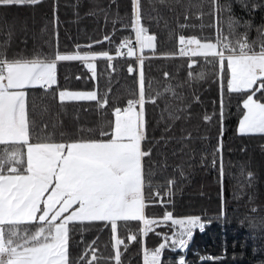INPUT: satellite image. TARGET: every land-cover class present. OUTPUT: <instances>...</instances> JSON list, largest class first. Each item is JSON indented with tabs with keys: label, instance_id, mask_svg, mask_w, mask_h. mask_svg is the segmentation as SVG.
Here are the masks:
<instances>
[{
	"label": "snow or ice",
	"instance_id": "snow-or-ice-1",
	"mask_svg": "<svg viewBox=\"0 0 264 264\" xmlns=\"http://www.w3.org/2000/svg\"><path fill=\"white\" fill-rule=\"evenodd\" d=\"M26 3L34 5L39 0H0L3 7ZM241 4L250 14L254 9L264 10V0L251 4L241 0ZM209 7L216 31L203 38L180 34L176 51L157 48L156 33L144 23L142 0L131 3L134 23L130 27L134 32L124 36L113 51L75 45L71 50L56 46L51 53H9V30L7 40L0 42V264H98L101 259L108 264H124L122 249L127 251L126 240L141 244L143 264H188L185 254H179L174 262L166 261L165 250H187L194 231L203 229L206 221L201 215L175 214L174 205L163 198L165 189L168 197L173 195L176 179L158 183L153 178L156 138L150 133L146 105L158 103L159 97L170 92L181 103L174 110L170 106L168 114L173 120L180 118L179 113L190 118L193 103H200L201 97L193 90L192 101H183L171 83L162 90L146 92L145 50L160 58L199 53L208 63L215 61L220 73V108L204 114L203 119H223V93L231 90L241 95L238 131L264 134V22L256 26L257 39L250 41L253 22L231 15V0H210ZM222 12L229 14L226 29L221 25ZM55 19L58 24L59 16ZM241 25L244 31L238 30ZM56 36L58 40V28ZM103 39L110 42L112 37L105 35ZM98 57L136 58L138 65H128L130 73L138 72V90L129 94L131 98L123 103L117 97L110 99L112 89L107 86L99 92L98 85L81 90L60 84L59 62L83 61L96 76ZM191 64H197V60L192 58ZM162 75L172 80L169 72L163 71ZM204 75L203 71L199 73L200 78ZM33 86H42L60 102L96 101L101 115L110 110L113 118L99 121L94 129L81 125L76 133L49 132L47 124L30 117L29 90ZM216 152L219 156L212 163L218 161L223 177L222 140ZM247 175L254 178V173ZM156 208L163 211L157 213ZM132 221L141 225L134 232L127 228ZM88 222L105 224L110 230L114 242L108 256L98 251V237L92 241L81 237L80 243L72 239ZM121 223L125 226L123 237L119 232ZM160 226L174 227L175 231L159 232ZM153 231L161 241L149 248L146 238Z\"/></svg>",
	"mask_w": 264,
	"mask_h": 264
},
{
	"label": "trees",
	"instance_id": "trees-1",
	"mask_svg": "<svg viewBox=\"0 0 264 264\" xmlns=\"http://www.w3.org/2000/svg\"><path fill=\"white\" fill-rule=\"evenodd\" d=\"M246 2L251 4L258 0ZM58 3V9L57 0L0 6V42L7 40L11 30L9 53H51L56 46L71 50L75 45H91L94 51H113L124 36L134 32L130 27L134 23L132 0H58ZM231 4V15L253 22L249 39L256 40V26L264 22V10L254 9L250 14L241 0H231ZM142 5L145 26L156 33L160 51L178 50L180 34L203 38L216 31L210 0H142ZM228 15L221 13V25L225 29ZM113 28L116 29L114 33ZM238 30L244 31L243 26ZM105 35L112 40L104 41ZM93 40L99 43L94 45ZM192 58L197 64H191ZM95 63L97 75L92 76L91 69L83 61L59 62L60 84L81 90H91L98 85L99 92L107 86L112 89L110 99L117 97L122 103L131 98L130 93L138 90V72L128 71L129 64L138 65L135 57H117L113 65L108 59L99 57ZM144 68L146 92L162 90L171 83L183 101H192L193 90L201 97L200 103H193L190 118L179 113L180 118L173 120L168 114L170 106L174 110L181 103L170 92L159 97L158 103L146 105L150 133L156 138L153 141L156 152L152 165L154 180L164 183L175 177L173 195L166 198L174 205L175 214L201 215L206 221L203 229L194 231L187 250L166 249L165 260L174 262L179 254H185L188 264H260L264 261V134L238 131L241 95L225 90L223 119L205 121L204 114L220 108V73L215 61L208 63L202 54L160 58L145 51ZM163 71L169 72L172 80H167ZM201 71L205 73L203 78L199 77ZM29 91L30 117L37 123L47 124L49 132L76 133L81 125L94 129L99 121L113 118L110 110L102 116L96 101L60 102L42 86H33ZM256 95L259 97L260 93ZM221 140L223 177L219 174L218 161L216 165L212 163L213 158L219 156L216 148ZM249 172L254 173V178H249ZM254 206L258 208L253 210ZM154 211L160 213L163 209ZM139 227L141 225L135 221L127 224L133 232ZM158 231L171 232L175 228L160 226ZM119 232L123 237V223ZM81 237L84 241L98 237V251L105 257L113 251L114 238L105 224L84 223L72 239L80 243ZM146 240L147 246L152 248L161 237L153 231ZM126 244L127 251L122 249L124 264H143L141 244L130 240H126ZM98 264L108 262L101 259Z\"/></svg>",
	"mask_w": 264,
	"mask_h": 264
},
{
	"label": "built area",
	"instance_id": "built-area-1",
	"mask_svg": "<svg viewBox=\"0 0 264 264\" xmlns=\"http://www.w3.org/2000/svg\"><path fill=\"white\" fill-rule=\"evenodd\" d=\"M133 44H136V43L133 42ZM186 46H188V45H186ZM137 47H138V45H137ZM124 51H126V49ZM113 63H114V60H109L110 65H113ZM163 198H165V199L168 198L167 192H163Z\"/></svg>",
	"mask_w": 264,
	"mask_h": 264
},
{
	"label": "crops",
	"instance_id": "crops-1",
	"mask_svg": "<svg viewBox=\"0 0 264 264\" xmlns=\"http://www.w3.org/2000/svg\"><path fill=\"white\" fill-rule=\"evenodd\" d=\"M99 58V57H98ZM98 58H96V60L98 59ZM96 62V61H95Z\"/></svg>",
	"mask_w": 264,
	"mask_h": 264
},
{
	"label": "rangeland",
	"instance_id": "rangeland-1",
	"mask_svg": "<svg viewBox=\"0 0 264 264\" xmlns=\"http://www.w3.org/2000/svg\"><path fill=\"white\" fill-rule=\"evenodd\" d=\"M194 54H199V53H194Z\"/></svg>",
	"mask_w": 264,
	"mask_h": 264
},
{
	"label": "water",
	"instance_id": "water-1",
	"mask_svg": "<svg viewBox=\"0 0 264 264\" xmlns=\"http://www.w3.org/2000/svg\"><path fill=\"white\" fill-rule=\"evenodd\" d=\"M146 51H148V50L146 49Z\"/></svg>",
	"mask_w": 264,
	"mask_h": 264
}]
</instances>
